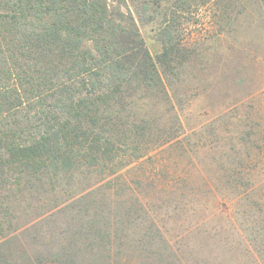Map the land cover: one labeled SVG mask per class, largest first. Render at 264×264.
Returning a JSON list of instances; mask_svg holds the SVG:
<instances>
[{"label":"trees","instance_id":"16d2710c","mask_svg":"<svg viewBox=\"0 0 264 264\" xmlns=\"http://www.w3.org/2000/svg\"><path fill=\"white\" fill-rule=\"evenodd\" d=\"M169 1L0 0V246L53 226L50 252L0 251V264H194L218 211L264 227L263 147L186 130L184 76L204 68ZM171 1L192 13L212 0ZM251 113L235 117L253 137Z\"/></svg>","mask_w":264,"mask_h":264},{"label":"rangeland","instance_id":"374dc122","mask_svg":"<svg viewBox=\"0 0 264 264\" xmlns=\"http://www.w3.org/2000/svg\"><path fill=\"white\" fill-rule=\"evenodd\" d=\"M171 2L167 6L169 18L175 16V25L182 31L184 28L185 43L200 51L194 65L204 68L203 71L190 70L184 76L186 85L195 87L182 111L187 132L195 129L203 133L209 128L215 131L222 126L223 132L214 137V142L224 135L234 140L240 138L243 142L255 140L254 150H260V145L263 153L254 172L264 179V0H212L193 7L192 13L174 10ZM223 2L230 7L227 13L221 10ZM140 27L151 53L158 55L162 43L154 25ZM245 113H251L254 118L253 131L256 133L253 137L247 133L251 126L244 122L238 125L235 117V114ZM228 115L230 119H227ZM262 187L264 194V185ZM262 206L264 209V204ZM229 213L234 216L233 223L218 219ZM242 214L243 210L233 208L218 211L205 227L211 229V237L194 238L188 247L187 253L194 254L192 262L264 264V236L254 234L256 229L263 227L258 213L249 212L238 217ZM52 230L53 226L38 223L0 246V251H15L17 256H23L25 252L33 257L47 254L51 251L47 245L53 240Z\"/></svg>","mask_w":264,"mask_h":264}]
</instances>
